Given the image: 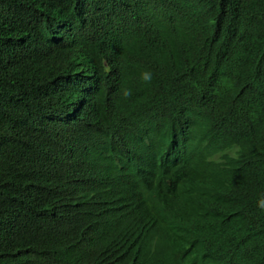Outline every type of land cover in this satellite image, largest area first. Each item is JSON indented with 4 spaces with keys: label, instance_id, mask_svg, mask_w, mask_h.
Masks as SVG:
<instances>
[{
    "label": "trees",
    "instance_id": "1",
    "mask_svg": "<svg viewBox=\"0 0 264 264\" xmlns=\"http://www.w3.org/2000/svg\"><path fill=\"white\" fill-rule=\"evenodd\" d=\"M123 1L131 8V0ZM189 4L216 27L201 34L218 41L204 43L177 16L172 46L154 55L158 66L200 65L208 74L193 81L209 80L208 88L245 82L264 89V0H249L238 14V0ZM112 8L113 0H0V264H255L263 255L257 233L264 210L210 211L193 221L210 223L200 243L172 233L153 241L100 213L90 190L83 194L90 183L92 192L112 184L95 172L106 159L94 126L107 120L130 137L114 117L126 111L131 118L169 91L167 81L155 89L163 72L145 70L144 46L128 36L124 66L111 71L96 53L87 60L80 46L90 30L106 31ZM221 11L220 21L213 18ZM151 44L159 48L156 40ZM144 71L152 73L150 84L141 80ZM122 87L132 95L121 102L113 95Z\"/></svg>",
    "mask_w": 264,
    "mask_h": 264
},
{
    "label": "clouds",
    "instance_id": "2",
    "mask_svg": "<svg viewBox=\"0 0 264 264\" xmlns=\"http://www.w3.org/2000/svg\"><path fill=\"white\" fill-rule=\"evenodd\" d=\"M131 1L130 8L123 0H113V18L106 31L90 30L80 48L87 60L92 53L101 55L113 71L124 66L122 56L128 36L132 43L144 46L142 62L150 64L145 70L163 72L153 81L155 89L160 91L167 81L169 91L160 93L162 98L156 105L140 108L131 118L126 111L114 117L126 126L130 137L107 120L94 126L106 159L95 165V172L112 184L106 190L92 192L90 183L83 194L90 190L100 213L143 239L159 241L172 233L181 242L200 243L210 223L193 221L210 211L228 212L232 207L264 210V124L260 123L264 122V89L245 82L233 89H219L213 82L208 88L209 80L193 81L208 74L200 65L174 61V69L159 67L161 58L154 55H166L172 46L171 36L179 29L175 25L177 16L204 43H217L215 34H201L216 27L198 18V9L191 7L189 0ZM238 1L235 14L249 2ZM221 13L213 18L220 21ZM120 19L123 23L117 24ZM129 29L144 35H135ZM161 36L165 39L159 41ZM152 40L158 42L157 50ZM177 48L181 52L185 49L183 45ZM152 78L150 71L141 73L145 83L150 84ZM131 95L130 89L122 87L113 96L122 102ZM88 171L87 165L84 175ZM188 228L195 229L187 238L182 231ZM257 235L264 246V229L259 228ZM252 262L264 264V249L263 255Z\"/></svg>",
    "mask_w": 264,
    "mask_h": 264
}]
</instances>
